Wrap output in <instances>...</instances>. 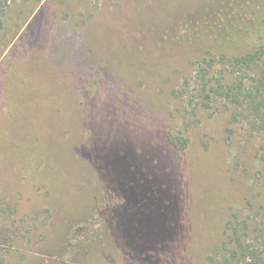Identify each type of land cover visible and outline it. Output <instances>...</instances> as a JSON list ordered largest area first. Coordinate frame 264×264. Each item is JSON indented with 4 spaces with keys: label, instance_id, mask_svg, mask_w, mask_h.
Listing matches in <instances>:
<instances>
[{
    "label": "rangeland",
    "instance_id": "1",
    "mask_svg": "<svg viewBox=\"0 0 264 264\" xmlns=\"http://www.w3.org/2000/svg\"><path fill=\"white\" fill-rule=\"evenodd\" d=\"M207 7L212 0H6L0 264L154 259L160 239L154 215H128L113 236L117 246L95 221L90 225L99 237L94 247L85 242L87 217L119 201L80 154V146L94 147L96 137L88 153L103 172L105 151L115 141L141 151L124 157L123 166L145 168L142 193L157 194L156 171L165 173L166 166L180 181L187 229L173 257L166 251L159 264L232 263L224 262L217 245L239 220L251 228L264 221V130L252 129L243 116L232 122L234 107L215 93L207 107L190 97L201 82L211 87L221 77L220 67L197 70L204 44L187 39ZM170 132L187 140L180 151L168 140ZM168 214L172 222L175 213Z\"/></svg>",
    "mask_w": 264,
    "mask_h": 264
},
{
    "label": "trees",
    "instance_id": "2",
    "mask_svg": "<svg viewBox=\"0 0 264 264\" xmlns=\"http://www.w3.org/2000/svg\"><path fill=\"white\" fill-rule=\"evenodd\" d=\"M214 1L212 0V8L207 7L200 20L195 22V28L187 31V39L190 44H204L202 56L196 61L197 70L202 72L203 68L220 67L221 77L215 83L212 79L211 87L207 82H201L193 89L190 97H197L195 101L198 105L207 107V102L212 100L210 96L215 93L230 107H234L232 122H239L243 116L246 118L244 122L252 129L264 130V0ZM5 9L6 0H0V29L3 28ZM184 39L186 40V36ZM168 140L177 151L187 143L186 139L175 132L168 133ZM93 141L96 146L99 137ZM117 143L115 141V144L109 146L113 150L105 151L104 156L109 163L105 172L97 168L92 154L88 153L95 146L89 149L85 145L80 146V154L93 166L106 192L119 200L113 206L103 205L98 212L87 217L85 223L89 232L85 242L89 241V246L94 247L95 244L92 243L99 237L98 228L90 225L95 221L117 246L114 239L117 237V227L128 215L139 212L143 217L152 219L154 215L160 239L156 242L158 249L154 259L147 264H159L161 255L166 251H169L168 257H173L174 249L187 229L183 230V226L187 225L180 209V200L184 199L183 189L180 181L170 175L166 166L165 173L156 171L161 180L159 185H154L157 194L154 196L153 192L149 195L142 193L140 182L142 184L145 168L123 166L124 157L128 160L141 154V151L128 143L117 147ZM116 148L119 149L118 152L114 151ZM108 155L111 161L108 160ZM127 174L132 178H128ZM150 174L153 176L152 172ZM162 188L168 191L166 195L158 193ZM154 199L155 203L151 206ZM141 206L144 210L139 208ZM170 210L175 213L172 222L170 216L167 217ZM197 213L202 215L199 210ZM238 223V228L227 236V240L217 245V251L224 256V262L229 259L231 264H234L235 258L237 262L241 260L242 264H264V221L261 220L252 228L247 220H239ZM228 244L232 246L229 247ZM119 250L129 258L126 251L121 248Z\"/></svg>",
    "mask_w": 264,
    "mask_h": 264
}]
</instances>
